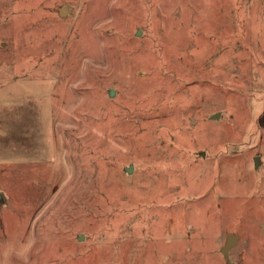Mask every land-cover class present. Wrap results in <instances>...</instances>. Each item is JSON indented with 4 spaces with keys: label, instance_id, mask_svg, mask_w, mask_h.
<instances>
[{
    "label": "rangeland",
    "instance_id": "rangeland-1",
    "mask_svg": "<svg viewBox=\"0 0 264 264\" xmlns=\"http://www.w3.org/2000/svg\"><path fill=\"white\" fill-rule=\"evenodd\" d=\"M0 264H264V0H0Z\"/></svg>",
    "mask_w": 264,
    "mask_h": 264
},
{
    "label": "water",
    "instance_id": "water-1",
    "mask_svg": "<svg viewBox=\"0 0 264 264\" xmlns=\"http://www.w3.org/2000/svg\"><path fill=\"white\" fill-rule=\"evenodd\" d=\"M62 13H65V8H62V10H61V14ZM140 32H138L137 33V35L139 34ZM113 90H111L110 92H109V96H112L113 95ZM256 161H258V158H256ZM132 171V166L130 165V166H128V168L126 169V172L127 173H130ZM80 239H82V236L80 237ZM236 236H234V235H230V234H228L227 236H226V242H225V244H224V246L221 248V253L223 254V256H224V258L226 259V261H229V258H228V250H229V248H230V246H232L234 243H235V241H236Z\"/></svg>",
    "mask_w": 264,
    "mask_h": 264
}]
</instances>
